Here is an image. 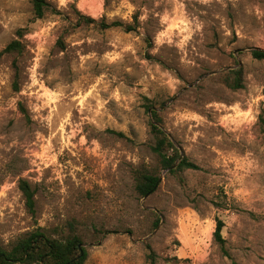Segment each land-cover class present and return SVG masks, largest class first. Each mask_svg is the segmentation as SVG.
<instances>
[{"label": "rangeland", "instance_id": "374dc122", "mask_svg": "<svg viewBox=\"0 0 264 264\" xmlns=\"http://www.w3.org/2000/svg\"><path fill=\"white\" fill-rule=\"evenodd\" d=\"M46 1L37 18L0 0V51L23 45L0 61V246L75 221L85 264H264V0ZM230 67L243 89L224 85ZM146 105L199 169H160ZM143 168L161 177L147 198Z\"/></svg>", "mask_w": 264, "mask_h": 264}, {"label": "trees", "instance_id": "16d2710c", "mask_svg": "<svg viewBox=\"0 0 264 264\" xmlns=\"http://www.w3.org/2000/svg\"><path fill=\"white\" fill-rule=\"evenodd\" d=\"M33 6L34 15L37 18H43L48 8L46 0H30ZM85 23H95L98 21L81 15ZM102 29L113 27H124L126 31H131L132 26H124L123 22L113 21L106 23L104 20L99 22ZM23 45L19 40H13L0 51V61L7 54H21ZM252 56L258 60H264V52L259 50L252 51ZM16 72L18 70L16 62H14ZM17 75V73H16ZM223 83L231 90H240L244 88V73L243 69H231L223 72L221 75ZM14 90L18 92L19 82L16 79L13 83ZM147 109H151L152 120L149 122L150 133L153 138L151 150L158 160V165L161 170H167L180 160L175 169L169 171L170 174H175L179 171L187 169H199V166L189 161L187 158L180 157L179 150L173 140L161 128L163 120L159 112L151 105H146ZM264 123V119H262ZM118 136H123V133L114 132ZM135 190L137 194L143 198L147 194L153 193L160 184L159 174L147 168L138 169L134 173ZM19 188L25 198V203L28 210L35 213V190L25 180L19 182ZM157 226V225H156ZM224 222L217 218L216 228L214 231V240L220 246L225 255H229L226 250V240L223 237ZM83 241L78 236L77 225L75 221L67 224L66 229H56L53 233L45 228H37L28 232L23 237L19 238L9 248L0 246V264H85L88 258V252L85 247L80 248ZM149 248V246H148ZM148 259H152V254L148 255ZM151 264H155L152 260Z\"/></svg>", "mask_w": 264, "mask_h": 264}, {"label": "water", "instance_id": "95a60500", "mask_svg": "<svg viewBox=\"0 0 264 264\" xmlns=\"http://www.w3.org/2000/svg\"><path fill=\"white\" fill-rule=\"evenodd\" d=\"M256 50H259V51H263V52H264V50H262V49H256ZM239 51H240V50L236 51L235 54H236L237 52H239ZM230 69H233V67L228 68V70H230ZM213 74H215V72H212V73H210V74H208V75H213ZM155 109H156V108H155ZM156 110H157V109H156ZM149 111H151V109H150ZM167 135H168V134H167ZM168 136H169V135H168ZM169 137H170V136H169ZM177 165H178V163L174 164L171 168L167 169L166 171H170L171 169H175V168L177 167ZM160 181H161V177H160ZM149 195H150V194H147V195L145 196V198H147ZM82 247H84L83 244L80 245V248H82Z\"/></svg>", "mask_w": 264, "mask_h": 264}]
</instances>
